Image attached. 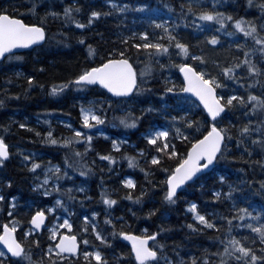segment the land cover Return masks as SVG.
<instances>
[{
    "label": "snow or ice",
    "instance_id": "obj_1",
    "mask_svg": "<svg viewBox=\"0 0 264 264\" xmlns=\"http://www.w3.org/2000/svg\"><path fill=\"white\" fill-rule=\"evenodd\" d=\"M24 2L30 6H16ZM104 2L111 11L94 6L96 0H62V9L49 2L43 12L38 10V5L44 7L43 0H0V66L11 68L0 79V107L13 98L19 101L22 94L27 99L34 90L56 100H63L69 91L81 97L78 123L66 113L59 123L67 132L60 135L43 116L63 113V107L37 111V124L48 129L44 132L33 127L27 117L0 123V264H264V203L237 206L233 195L240 193L241 200L249 199L248 191L264 196V0H245L243 5L246 9L258 6V16L241 15L236 5H226L225 0H181L178 5L169 0L163 4L167 11L136 0L147 24L136 31H124L117 25L109 48L89 43L97 37L104 40V33L89 36L88 29L101 19L119 18L132 5ZM228 7L236 10L228 11ZM154 10L168 19H152ZM51 22H59L56 32H50ZM65 26L81 34L73 36L63 31ZM188 30L193 35L211 34L192 41L182 35ZM221 36L231 39L222 40ZM69 41L86 49L85 61L83 67L62 78L56 75L59 69L55 61H49L45 49L53 43L71 47ZM22 51L33 54L30 73L5 63L24 60V55L17 54ZM50 68L55 71L41 81V74ZM172 68L179 69L182 84L172 81ZM157 74L163 77L164 87L158 93L162 101L159 106L147 104L137 115L129 102L154 91L149 81ZM21 78L25 81L21 91H12L10 86ZM98 86L106 90L104 95L89 98V92ZM109 111L121 114L110 117ZM152 114L162 116L163 121L141 132L143 146L131 145L135 155L124 151L127 140L120 136L113 139L98 130L108 124L138 129ZM13 125L34 133L35 140L27 138L33 144L63 151V158L40 160L37 157L43 152L10 144L7 136ZM94 134L111 141L107 151L96 149ZM89 153H94L91 160ZM97 158L109 172L125 158L130 167L140 168L144 181L139 186L133 175L118 174L117 179L127 200L153 205L143 212L149 219L167 221L182 202L186 215L192 217L179 226L186 234L169 242L175 229L164 223L156 224L155 230L141 229L139 234L126 230L132 225L125 217L111 214L119 188L110 190L103 176L99 198L105 206L103 220L89 208L77 223L76 206L93 197L87 195V181L78 180L76 173L87 178L97 170L103 172ZM13 161L20 166L17 171L31 176L29 197L20 192L8 171ZM234 162L245 165L237 170L244 179L231 181L220 169L222 163ZM207 179L212 183L205 189ZM194 186L210 193L205 202L223 205L230 201V207L224 212L216 206L208 210L198 199H182L180 194ZM21 208L26 212L21 213ZM121 237L131 242L127 252L116 249L114 241Z\"/></svg>",
    "mask_w": 264,
    "mask_h": 264
},
{
    "label": "trees",
    "instance_id": "obj_2",
    "mask_svg": "<svg viewBox=\"0 0 264 264\" xmlns=\"http://www.w3.org/2000/svg\"><path fill=\"white\" fill-rule=\"evenodd\" d=\"M51 2L53 7L57 9H62L63 3L62 0H43L44 7H40L38 5V10L40 12H43L45 7L48 6V3ZM63 2H67V0H63ZM120 3H129L132 5L131 8H129L127 11H125L122 14H119V18H117L116 15L110 16L106 19H101L99 24L96 27H90L88 29V35L91 36L96 32H103L104 33V40H107L108 43L105 44L104 40H101L99 37H97L95 40H89V43H98L101 45L102 48H109L112 45V33H115L118 31L117 25H120V29L127 31L128 29H131L133 31L141 30L145 24H147V16L142 15V13L137 10L136 8V0H118ZM140 2L149 3L151 5H155L158 8H160L162 11H167V9L163 8V4L166 2H169V0H140ZM172 3L178 5L181 0H171ZM225 4H234L239 9L240 14L244 15L247 13L248 16H258L259 15V7L256 5H253L252 8L246 9L243 7L245 4V0H225ZM17 7H29L30 5L26 2L24 3H18L16 5ZM96 7L104 8L105 10L111 11L110 6L106 5L104 0H96L95 5ZM228 11H234L236 9L232 7H228ZM255 10V11H254ZM257 12V13H256ZM168 19L167 16H161L159 12H155L152 15V19ZM173 19H175V16H173ZM60 27L59 22H51L50 32H56L57 29ZM73 28L75 26H72ZM183 27V26H181ZM63 31L70 32V29L68 26H65L63 28ZM71 35L76 36L80 35V32H70ZM208 33H205L204 35H207ZM182 35L186 36L189 40L195 41L200 40L199 35H193L191 30L182 32ZM222 40H226L224 36H221ZM69 44L72 45L71 47L66 46H57L56 44H51V47H47L45 50L50 53L48 56L49 61H55L57 68L59 71L56 72V75L62 78H67L72 71H76L79 68L84 66L85 61V55H86V49H82L79 47H76L73 43V41H69ZM38 50H34L36 52ZM18 55H24V60H13V61H5L6 64H10L12 67L19 69L20 71L24 73H30V70L34 67V59L33 54L27 53L26 51H22L20 53H17ZM143 59V58H142ZM163 63H166L167 61H161ZM175 63H179V60H175ZM35 67H38V65H35ZM178 68H172L170 70V76L173 79L172 81L176 84H182V80L179 77ZM55 71L54 69H49L48 73H43L40 76L41 81H46L49 78V74L51 72ZM11 68H3L0 66V79H2V75L4 73H10ZM163 77L157 75H154V78L149 81L154 91L151 93H145L140 94L139 98L134 101H130L129 103L132 105L131 110L136 112L137 115H139V110L146 106L149 103H152L156 106H159V103L162 101V98L158 95L159 91L163 90V83H162ZM25 81L23 78H21L19 81L11 85V90L14 92L21 91V85H23ZM0 87H3V85H0ZM104 92L99 87L93 89L91 92H89V98L93 97H102L104 95ZM0 98H3L2 95H0ZM81 99L80 96L74 95L72 91H69L63 100H56L55 98H48L44 96L42 93H40L38 90H34L33 93L27 98H22L17 101L15 98L11 100H7L4 107H0V123H7L9 119L13 120H23L25 117L28 118L29 123L33 126L38 128L39 131L44 132L47 131L46 126L38 125L36 121V113L40 108L43 107H52V108H60L63 107L64 112H53L48 115L43 116V119H48L52 122V124L56 128V135H60L61 132H67V129H65L62 125H60L57 120L58 118H64L65 114L70 112L71 118L74 122L78 123L77 116H78V108L79 104L78 101ZM55 100V102H53ZM171 104V101H169ZM119 115L121 113L116 112L113 113L112 111L108 112V115L111 117L112 115ZM196 115H199V113H196ZM231 118V117H228ZM163 121L162 116H158L156 114H152L150 116H147L142 120L141 126L138 127V129H124L123 127H112L110 128L109 124L104 125L100 127L99 131H106V133L109 135V137H124L125 140L128 141V145L124 147V151L128 152L131 155H135V149L131 146V144L135 145L136 147H142L143 143L140 140V134L143 132V130L148 127L152 123H160ZM235 123L236 121L233 120ZM146 123V124H145ZM144 124V125H143ZM143 125V126H142ZM105 128V129H104ZM109 132H108V131ZM114 134V135H113ZM31 137L33 140H35V134L32 132H26L25 130L18 129L16 125L12 126L11 132L7 136V140L10 144H14L17 147H23V148H35L39 152H43L45 155L38 156L37 159L47 161L50 157L53 159L54 162L60 161L63 158L64 152L63 151H50L46 146L39 144L38 142L33 144L31 141H28L27 138ZM128 138V139H127ZM130 139V140H129ZM94 146L97 150H103L107 151L110 148V142L107 138H104L103 136H95L94 134ZM107 145V146H106ZM83 143L80 142L79 147L82 148ZM117 154V153H116ZM48 155V156H47ZM119 155V153L117 154ZM230 155H236V153H230ZM94 156V153H89V160ZM144 161L143 159L140 160V164L143 165ZM96 164L98 166V169L102 168L104 169L103 172L97 170V172L87 178H81L79 176V173H76V176L79 177L78 180H86L87 186L89 187L90 191L87 193V195L93 197L92 200L88 201L85 205H82V208L85 206L87 207V210L90 208L94 211H97L100 213V217H102L103 220V212L102 208L105 207L100 201V188L102 185L100 184V178L101 176L104 177L103 183L108 185L110 190H115L119 188L118 192V204H115L112 206L111 214L113 216L119 217L123 215L125 217V220L132 225L131 228L126 229L130 231H136L139 234V230L144 228H149L150 230H155L156 224L164 223L166 225H172L174 226V234L169 236V242L172 240L179 241L181 236L185 235L186 233L179 231V226L181 223H186L187 221H190L192 217L190 215H186L184 210V205L182 202H178V206L172 211V213L169 215L167 221H161L157 218L149 219L148 217L143 215V212H146L149 207H152L153 205L150 202H145L144 205H137L134 204L132 201H129L125 197L124 188L121 187L118 184L117 176L118 174H127V175H133L134 178L139 183H142L144 181V175L141 172L140 168H132L128 165L127 159H122L117 162L116 165H114V170L112 172H109L107 169L106 164H101L99 159L97 158ZM117 166V167H116ZM245 165L242 162H234L231 164H224L222 163L220 165V169H223L226 171L229 175L228 178L231 181H237L242 180L245 177L243 174H237V170L241 167H244ZM20 166L13 161L8 168L9 173L15 178L17 187L19 188L20 192L25 194V197H29L31 195L29 183L31 181V176H27L22 171H17V169ZM105 167V168H104ZM219 171V169H218ZM258 171V170H257ZM116 173V174H115ZM223 174V173H222ZM117 175V176H116ZM90 178V179H89ZM122 178V176L120 177ZM214 178V176H213ZM248 179H251V175L247 177ZM257 179H260V176L257 175ZM212 179H207L205 183V189L208 188L209 185H211ZM239 187V185H237ZM224 192H227V187L223 188ZM247 191V189H246ZM248 197L247 200H241L240 199V193H234V198L238 201L237 206H245L250 207L251 205H256V207H259L261 203H264V196H261L258 192L255 191H248ZM28 195V196H27ZM76 195H79L77 193ZM182 199L186 198L187 200H194L198 199L204 207H207L208 210H211L210 206H216L219 208L222 212L225 211L227 207H230L231 202L225 201L223 205L217 204L216 201H209L205 202V197L210 195L209 192H201L199 186L190 187L188 191L182 192L181 194ZM157 196H159V193H157ZM47 202V201H46ZM99 204V205H98ZM78 207L77 210L80 212L81 208L80 205L76 206ZM22 209V208H21ZM131 209V212L128 210ZM88 212V211H87ZM132 212L136 213V216H132ZM80 215L77 217V223H79V219L81 218ZM226 214V213H225ZM110 230V229H109ZM114 241L116 249H119L121 251L127 252L130 248L128 245L124 244L121 240ZM206 243V241L204 242ZM127 264H131V261H128Z\"/></svg>",
    "mask_w": 264,
    "mask_h": 264
},
{
    "label": "bare ground",
    "instance_id": "obj_3",
    "mask_svg": "<svg viewBox=\"0 0 264 264\" xmlns=\"http://www.w3.org/2000/svg\"><path fill=\"white\" fill-rule=\"evenodd\" d=\"M28 4V3H27ZM255 11V10H254ZM257 13V12H256ZM178 73H179V70H178ZM179 77L181 78V76H180V74H179ZM181 80H182V78H181ZM182 82H183V80H182ZM99 87V86H98ZM100 89H102L101 87H99ZM103 91H105L104 89H102ZM60 119H63V118H58V120H60ZM58 120H57V122H58ZM146 124V123H145ZM111 124H109V126H110ZM144 125V124H143ZM142 125V126H143ZM141 126V125H140ZM147 127V126H146ZM110 128H112V126H110ZM99 129V128H98ZM105 129V128H104ZM104 131V130H103ZM108 131V130H107ZM106 132V131H105ZM109 132V131H108ZM108 135V134H107ZM110 135V134H109ZM108 135V136H109ZM114 135V134H113ZM97 137H99V136H97ZM111 137V136H110ZM111 138H113V139H115L116 137H111ZM122 139H125L124 137H121ZM128 139V138H127ZM109 140V139H108ZM130 140V139H129ZM109 142H110V144H111V141L109 140ZM131 145H133V144H131ZM107 146V145H106ZM135 149V148H134ZM101 150V149H100ZM118 154V153H117ZM45 155V154H44ZM48 156V155H47ZM117 167V166H116ZM105 168V167H104ZM116 174V173H115ZM117 176V175H116ZM79 178V177H78ZM88 179V178H87ZM90 179V178H89ZM80 180H81V178H80ZM28 196V195H27ZM30 196V195H29ZM46 202V201H45ZM118 204V203H117ZM99 205V204H98ZM78 206V205H77ZM81 207V206H80ZM78 208V207H77ZM22 209H24V208H22ZM83 209H85V208H83ZM86 212V211H85ZM79 213H81V215L83 216V215H86L83 211L81 212H79ZM86 213H88V212H86ZM80 215V214H79ZM82 216H80V217H82ZM79 218V217H78ZM100 219H102V217H100ZM80 220V219H79ZM102 221V220H101ZM119 240H121L124 244H126V245H128L129 246V248L131 247V242H128V241H126L124 238H120Z\"/></svg>",
    "mask_w": 264,
    "mask_h": 264
},
{
    "label": "rangeland",
    "instance_id": "obj_4",
    "mask_svg": "<svg viewBox=\"0 0 264 264\" xmlns=\"http://www.w3.org/2000/svg\"><path fill=\"white\" fill-rule=\"evenodd\" d=\"M211 33H208L207 35H210ZM204 35V34H203ZM203 35H199L200 37V40H203ZM231 38H227L226 40H230ZM173 80V79H172ZM58 123H59V120H58ZM60 124V123H59ZM61 125V124H60ZM110 126H112V125H110ZM113 127V126H112ZM104 138H107V137H105V136H103ZM108 139V138H107ZM26 155H27V153H25ZM38 158V157H37ZM77 194V193H76ZM81 207V212L83 211L85 214H88V213H86L87 212V207H83V208H85V209H83L82 208V205H80ZM35 207V206H34ZM21 213H25L26 212V209H20L19 210ZM86 211V212H85Z\"/></svg>",
    "mask_w": 264,
    "mask_h": 264
},
{
    "label": "water",
    "instance_id": "obj_5",
    "mask_svg": "<svg viewBox=\"0 0 264 264\" xmlns=\"http://www.w3.org/2000/svg\"><path fill=\"white\" fill-rule=\"evenodd\" d=\"M180 74V73H179ZM180 76H181V78H182V74H180ZM106 91V90H105ZM189 95H191V94H189ZM128 242H130V241H128Z\"/></svg>",
    "mask_w": 264,
    "mask_h": 264
}]
</instances>
